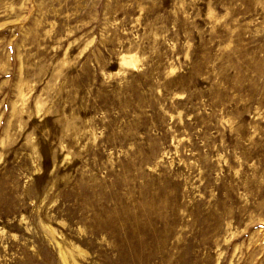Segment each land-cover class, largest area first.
<instances>
[{
  "label": "rangeland",
  "instance_id": "obj_1",
  "mask_svg": "<svg viewBox=\"0 0 264 264\" xmlns=\"http://www.w3.org/2000/svg\"><path fill=\"white\" fill-rule=\"evenodd\" d=\"M0 264H264V0H0Z\"/></svg>",
  "mask_w": 264,
  "mask_h": 264
}]
</instances>
